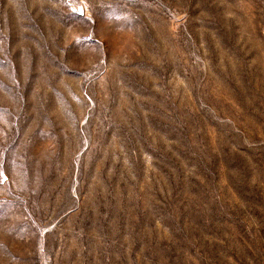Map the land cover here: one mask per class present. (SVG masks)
<instances>
[{
	"label": "rangeland",
	"instance_id": "1",
	"mask_svg": "<svg viewBox=\"0 0 264 264\" xmlns=\"http://www.w3.org/2000/svg\"><path fill=\"white\" fill-rule=\"evenodd\" d=\"M0 264H264V0H0Z\"/></svg>",
	"mask_w": 264,
	"mask_h": 264
}]
</instances>
